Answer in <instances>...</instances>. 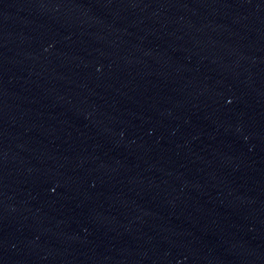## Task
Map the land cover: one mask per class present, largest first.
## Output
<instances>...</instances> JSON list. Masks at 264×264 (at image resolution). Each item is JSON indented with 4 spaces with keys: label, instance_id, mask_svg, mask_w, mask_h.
<instances>
[{
    "label": "water",
    "instance_id": "obj_1",
    "mask_svg": "<svg viewBox=\"0 0 264 264\" xmlns=\"http://www.w3.org/2000/svg\"><path fill=\"white\" fill-rule=\"evenodd\" d=\"M0 264H264V0H0Z\"/></svg>",
    "mask_w": 264,
    "mask_h": 264
}]
</instances>
